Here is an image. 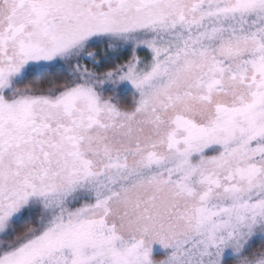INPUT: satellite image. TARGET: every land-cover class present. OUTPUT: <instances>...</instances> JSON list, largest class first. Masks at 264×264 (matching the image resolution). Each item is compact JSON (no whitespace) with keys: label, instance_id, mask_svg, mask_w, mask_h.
Instances as JSON below:
<instances>
[{"label":"snow or ice","instance_id":"1","mask_svg":"<svg viewBox=\"0 0 264 264\" xmlns=\"http://www.w3.org/2000/svg\"><path fill=\"white\" fill-rule=\"evenodd\" d=\"M0 264H264V0H0Z\"/></svg>","mask_w":264,"mask_h":264},{"label":"rangeland","instance_id":"2","mask_svg":"<svg viewBox=\"0 0 264 264\" xmlns=\"http://www.w3.org/2000/svg\"><path fill=\"white\" fill-rule=\"evenodd\" d=\"M127 97L129 98H126V99H128V100H130L131 99V93H129V94H127Z\"/></svg>","mask_w":264,"mask_h":264},{"label":"trees","instance_id":"3","mask_svg":"<svg viewBox=\"0 0 264 264\" xmlns=\"http://www.w3.org/2000/svg\"><path fill=\"white\" fill-rule=\"evenodd\" d=\"M129 94V93H128ZM126 98H128V97H126ZM129 99V98H128ZM128 99H126V100H128Z\"/></svg>","mask_w":264,"mask_h":264}]
</instances>
